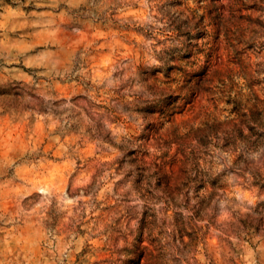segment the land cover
<instances>
[{
	"label": "clouds",
	"instance_id": "9594fccd",
	"mask_svg": "<svg viewBox=\"0 0 264 264\" xmlns=\"http://www.w3.org/2000/svg\"><path fill=\"white\" fill-rule=\"evenodd\" d=\"M216 7L0 0V264H264V0Z\"/></svg>",
	"mask_w": 264,
	"mask_h": 264
},
{
	"label": "rangeland",
	"instance_id": "374dc122",
	"mask_svg": "<svg viewBox=\"0 0 264 264\" xmlns=\"http://www.w3.org/2000/svg\"><path fill=\"white\" fill-rule=\"evenodd\" d=\"M194 3L197 5V7L202 8L204 15L200 17V20L198 23H202L204 19L207 17L209 20L208 28L213 31V33H218L217 28V21L219 19V10L217 9L216 5L218 3V0H194ZM220 8L222 9L223 6L221 5ZM213 13H217L216 15H213ZM231 31V29H229ZM211 46L213 48H216L219 52L220 50V41L218 34L213 35V39L210 41ZM230 45V39L228 35H225V41L223 43L224 51L227 52V48ZM205 59L207 57L205 56ZM225 59L227 60V57L225 56ZM195 107V105H194Z\"/></svg>",
	"mask_w": 264,
	"mask_h": 264
}]
</instances>
